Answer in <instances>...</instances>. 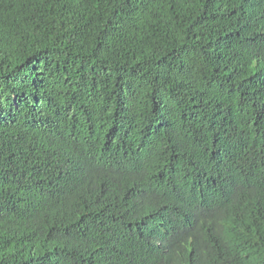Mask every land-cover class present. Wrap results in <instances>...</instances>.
<instances>
[{"label": "trees", "instance_id": "1", "mask_svg": "<svg viewBox=\"0 0 264 264\" xmlns=\"http://www.w3.org/2000/svg\"><path fill=\"white\" fill-rule=\"evenodd\" d=\"M0 264H264V0H0Z\"/></svg>", "mask_w": 264, "mask_h": 264}]
</instances>
